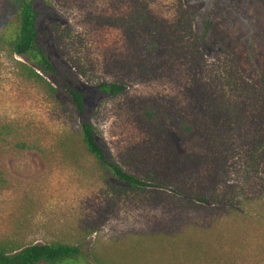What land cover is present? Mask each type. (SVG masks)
I'll use <instances>...</instances> for the list:
<instances>
[{"label":"rangeland","instance_id":"rangeland-1","mask_svg":"<svg viewBox=\"0 0 264 264\" xmlns=\"http://www.w3.org/2000/svg\"><path fill=\"white\" fill-rule=\"evenodd\" d=\"M222 1L201 41L194 13L210 0H36L85 112L0 45L1 244H72L75 264H264V0ZM13 20L0 0V33ZM83 121L150 185L114 179Z\"/></svg>","mask_w":264,"mask_h":264},{"label":"trees","instance_id":"trees-1","mask_svg":"<svg viewBox=\"0 0 264 264\" xmlns=\"http://www.w3.org/2000/svg\"><path fill=\"white\" fill-rule=\"evenodd\" d=\"M14 20L0 33V45L5 44L13 54L26 59L29 65L22 64L27 78L46 87V91L56 94L57 90L50 84L61 81L64 96L71 102L77 113L83 114V93L64 80L54 61L44 48L39 32V24L44 12L36 7V0H6ZM190 1V0H188ZM222 0H210V6L194 13L196 32L201 41H205L212 29V18L216 10L224 7ZM47 79L50 81L48 82ZM101 89L106 93L117 94L124 89L121 84H102ZM150 118L154 116L151 110L146 111ZM186 131L191 126L181 123ZM80 136L84 148L110 175L121 184L131 189H142L150 185L147 180L155 178L150 172L147 179H141L124 170L118 163L108 157L105 148L98 142L93 125L90 121H83L80 126ZM38 146L35 145V148ZM40 151L39 148H37ZM204 201L203 198H200ZM82 259L80 249L68 243L29 244L19 246L8 240L0 243V264H75ZM102 264V263H99Z\"/></svg>","mask_w":264,"mask_h":264}]
</instances>
